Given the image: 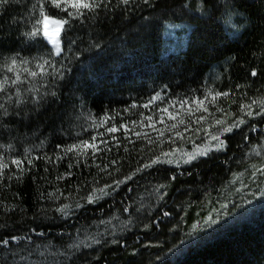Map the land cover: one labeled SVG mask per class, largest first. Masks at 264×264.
<instances>
[{
	"label": "trees",
	"instance_id": "trees-1",
	"mask_svg": "<svg viewBox=\"0 0 264 264\" xmlns=\"http://www.w3.org/2000/svg\"><path fill=\"white\" fill-rule=\"evenodd\" d=\"M191 1L96 0L79 11L67 3L47 6L48 16L67 21L58 55L20 38L30 2L0 5V59L20 52L38 63L32 79L28 69L19 80L20 100L9 99L0 116V248L66 239L113 211L131 212L150 182L168 186L165 213L155 223L173 225L169 206L218 191L235 170L264 157L263 114L224 135L223 152L151 168L96 204L58 214L127 179L205 121L238 117L264 97V0H203L206 15L189 8ZM168 22L187 27L173 51L164 45ZM28 134L37 136L28 151L9 147ZM140 235L80 264H134L140 260L130 252L155 237L154 226ZM170 264H264V210Z\"/></svg>",
	"mask_w": 264,
	"mask_h": 264
},
{
	"label": "rangeland",
	"instance_id": "rangeland-1",
	"mask_svg": "<svg viewBox=\"0 0 264 264\" xmlns=\"http://www.w3.org/2000/svg\"><path fill=\"white\" fill-rule=\"evenodd\" d=\"M30 2L25 15V27L21 39L26 44L45 43L55 55L61 52L60 34L64 24L60 18L48 16L46 7L51 0H19ZM225 1V0H222ZM193 11L206 15L208 10L203 0H192L188 4ZM49 19L45 23L44 17ZM64 21V20H63ZM231 18L227 19V23ZM181 23L168 22L164 25V45L173 51L186 36ZM35 32L36 35H32ZM185 39V38H184ZM23 48V47H22ZM45 59V57H44ZM38 63L20 52L8 59H0V116L5 113L9 99L20 100L19 80L25 71L31 70L28 79L33 78V67ZM30 82H27L29 84ZM31 86V84H29ZM32 95L38 89H29ZM34 100L37 96H34ZM10 110L8 109V114ZM82 120L84 113L78 112ZM8 114L6 116H8ZM264 114V97L248 105L238 117L226 115L218 120H207L195 132H189L174 148L155 157L151 162L135 171L127 179L94 190L84 201H71L63 205L58 214L66 218L83 204H96L110 195L130 179L160 166L183 167L200 158L224 151V135ZM227 129V130H226ZM36 135H24L18 144L8 143L10 148H24L28 151L35 143ZM167 183H146L135 196V208L131 212L113 211L106 216L92 220L76 228L66 239H34L32 242L13 243L0 248V264H80L89 263L103 248L122 242L124 239L139 241L142 231L154 226L155 237L142 244L140 251H131L140 261L134 264H170L189 249L224 233L227 229L253 220L264 210V157L235 170L221 188L199 200H187L169 206L175 212L173 225L160 226L154 219L165 210ZM161 229V230H160ZM160 230L159 233H157ZM157 233V234H156ZM146 257L148 261L143 259ZM142 259V260H141Z\"/></svg>",
	"mask_w": 264,
	"mask_h": 264
},
{
	"label": "snow or ice",
	"instance_id": "snow-or-ice-1",
	"mask_svg": "<svg viewBox=\"0 0 264 264\" xmlns=\"http://www.w3.org/2000/svg\"><path fill=\"white\" fill-rule=\"evenodd\" d=\"M53 6L55 7H61L62 3H67L70 7L77 9V11H79L81 8H89V7H94L97 6L96 5V0H93L92 5H89L88 3H85L84 0H51ZM145 2H147V0H145ZM9 3V0H0V5H4ZM123 3L127 4L129 3V0H123ZM48 17L45 16L44 17V21L45 23L48 21ZM67 21H63L61 20L59 23L61 25H63L64 23H66ZM32 35H36L35 32L32 33ZM256 73H253V75H255ZM3 105H0V108H2ZM6 114V113H5ZM227 130V129H226ZM112 131H115V129H112ZM15 163H19V161H16ZM3 243L7 244V241H3Z\"/></svg>",
	"mask_w": 264,
	"mask_h": 264
}]
</instances>
